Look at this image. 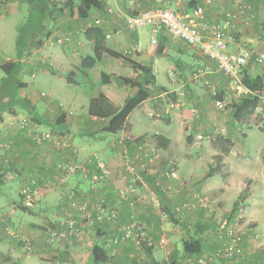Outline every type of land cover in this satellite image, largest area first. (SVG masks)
I'll list each match as a JSON object with an SVG mask.
<instances>
[{"label": "crops", "instance_id": "obj_1", "mask_svg": "<svg viewBox=\"0 0 264 264\" xmlns=\"http://www.w3.org/2000/svg\"><path fill=\"white\" fill-rule=\"evenodd\" d=\"M45 1L48 5L52 3H49L51 0ZM11 2L12 0H8L6 5L9 6ZM104 2V8L92 10L87 18L64 15L61 11L48 13L51 25L45 34L46 37L41 38L42 45L25 50V54H21V61L16 62L17 67H23V70L26 69V64L34 68H48L53 76L51 83L55 88L59 87L57 82L63 89H67L69 84L80 83L81 79L92 82L91 70L94 69L99 71L96 70L99 76L102 72L110 74V81L106 83L102 81L103 86L97 87L91 93L69 90L61 92L63 94L52 95L46 100L39 99L35 92L25 96L30 110L23 117H31L38 131L52 130L68 134L78 153L75 155L71 148L52 144L38 145L27 134L21 133L13 149L2 151L10 158L11 166L5 168L3 174L5 178L0 177V184H4V181H15L20 185L18 188L20 195L24 177L33 173L47 183L50 177L60 171L57 164L65 162L67 158H76L82 162L98 159L108 167L109 175L98 184L97 190L90 188L89 177L77 172L69 176L62 189H48L43 185L42 201L38 207L25 208L20 201L18 206L28 216L16 214L15 208L11 209L10 215H7L9 217L1 216L0 259L4 264H102L94 260V246L102 245L105 237L119 233L121 224L132 216L145 222L147 233L145 244H147L143 248L131 241L118 245L115 247V254L104 264H135V258L142 254L146 259L141 260L140 264H188L189 259L210 256L214 252L218 244L217 235L213 231L217 228L216 219L206 213V208L199 207L184 214L181 220L175 215L172 216V220H165L160 216L158 208L153 206L150 198L153 196L161 198L164 207L171 211L177 203L186 200L192 193L205 194L204 192L208 191L214 204H217L215 203L217 199L219 200V197L224 196L228 191L240 193L247 188V185H249L247 189L249 195L251 194L249 197H252L256 191L257 181L264 180V161L260 160L264 151V129H258L256 124L252 126V123L248 122L250 114L244 120L238 121L233 116L232 108L221 110L216 106L215 102L221 96L223 100L232 96L228 76L195 46L182 40H172L166 35L160 36L158 43H153L151 28L150 36L144 38L140 31L131 30L126 24L124 26L122 22L123 19L126 23L124 14L119 13L117 7L125 14H134L159 4L156 0H104ZM202 3H207V0H163V4L180 13L190 11ZM109 7L114 8V11L109 12L107 10ZM1 10L3 8L0 4ZM228 18L231 19L234 27L226 30L229 40L227 49L235 47L237 51L240 47H246L252 50L253 58L244 71L253 77L259 76L264 79V63L255 61L258 55L264 53V0H210L204 23L206 29H210L213 23L218 21L223 23ZM97 20L99 22H96ZM94 24L100 25L105 30L108 46L141 64L149 65L155 76V80L147 85L149 91L150 88L156 89L154 93L156 98L153 99L151 90L150 98L144 102V111L133 112L124 128L112 134L113 137L110 136L111 134H105L103 129L125 104L127 97L137 93L138 87H130L118 78L133 74L131 64L122 58L105 54L97 64L108 63L113 67L124 64L125 72H117L113 67H97L98 65L93 68L80 67L82 57L92 55L94 51V41L88 40L84 34L86 28ZM55 31L71 32L74 38L68 43L57 44ZM79 37L81 38L79 41L75 40ZM45 46H50L48 53L45 52ZM120 59L124 63L123 61L119 63ZM205 66L210 67L208 72L198 76L196 69ZM143 79L144 77L140 76L138 81ZM204 88H208V91ZM42 93L40 97H48L47 94ZM101 95L104 98H101ZM98 98L100 100L94 104L97 109L93 114L90 112L91 101ZM69 107H80L83 112L74 114L68 111ZM84 108L87 112H84ZM189 113H192L191 116L185 118ZM188 126L195 130L198 136H202V132L214 133V129H217L215 130L217 134L219 132L217 138L215 137V145H212L214 159L210 163L216 164L221 174L216 172L214 177L211 172L201 186L192 180L194 172L186 163L188 152L178 153L180 145L176 132L181 130L184 136L182 138L187 142V136H191L186 130ZM246 127L249 130H246ZM73 129H77L78 132ZM251 130H259L263 134L254 154L250 148L249 131ZM78 133L90 135L92 139H82L77 143L75 137ZM123 134H131L137 138V141H149L155 148V163L147 173L143 174L140 183L141 197L134 210L118 194L119 188L125 185V181L120 178L123 166L116 141ZM157 134L164 135L170 140L167 148L157 147L155 141ZM245 155H254V161L245 159ZM170 161L176 162L177 171L173 177L165 175ZM240 170L247 175H245L246 182H236L238 186L231 185L234 180L230 177L238 175L235 172ZM218 175L221 180L218 179ZM199 188L201 191H193ZM69 195H75L73 197L88 201L93 206L108 204L117 211V216L113 220H106L102 223V228L96 229L98 236L92 234L94 228L87 223L84 233L77 240L50 245L45 237L50 227L58 225L59 217H55L54 214L55 219L49 218L48 213L52 208L47 201L54 200L57 204L56 210ZM146 198H149V201ZM219 205L222 207L220 210L226 208L221 201ZM31 216L34 219L29 218ZM15 217L17 218L13 220ZM9 222L15 226L18 233L31 240V252H27L18 238L6 230V225H10ZM162 238L165 239L164 242H161ZM187 239L201 240L200 254H188L183 251V242ZM246 249L243 256L232 260L216 259L214 264H264L259 257L250 259L245 255Z\"/></svg>", "mask_w": 264, "mask_h": 264}, {"label": "built area", "instance_id": "obj_2", "mask_svg": "<svg viewBox=\"0 0 264 264\" xmlns=\"http://www.w3.org/2000/svg\"><path fill=\"white\" fill-rule=\"evenodd\" d=\"M156 1L159 4L134 14H125L119 7L116 9L119 13L124 14L129 29L139 31L145 25L150 26L153 43H158L159 37L166 35L172 40H182L191 46L199 48L211 61H214L218 68L228 76L232 92V96L228 99L215 102L217 108L225 109L228 106L229 99H233V97L240 99L242 97L256 96L259 98V103L253 112L264 114V92L250 89L242 80L244 69L253 58V51L246 47H240L237 51H229L227 49L229 40L226 30L234 27L231 19L228 18L223 23L220 21L215 22L207 30L204 23L210 0H207L208 4H198L185 13H180L172 7L163 4V0ZM107 10L113 12L114 8L109 7ZM96 22L99 21L97 20ZM54 34L57 36L55 40L57 44L68 43L74 36L71 32L59 33L55 31ZM255 61L264 63V53L258 55ZM49 64L52 65L53 63ZM209 68V66L198 67L196 69L197 75H204ZM42 94L46 95L44 92ZM21 133L27 134L38 145L47 146L52 144L57 147L71 148L75 155L78 153V149L68 134L53 132L52 130L38 131L35 129V123L31 117H12L2 122L0 126L1 178H5L3 175L5 174V168L11 166L10 158L2 151L13 149ZM116 145L119 146V154L123 166L120 178L125 181V185L119 188L118 193L123 201L130 207H134L136 201L140 199V183L143 174L147 173L155 163V148L149 141H137V138L131 134L120 135L117 138ZM57 166L60 171L50 177L47 183H44L43 179H39L33 173L22 179L20 198L21 203L25 207H34L35 203L41 200L43 185L48 186L49 184L51 188H56L65 184L69 176L77 172L84 173L95 182H99L109 175L108 167L98 159H89L87 162H82L72 158L58 163ZM95 167L98 170H94ZM176 171V162L170 161L165 175L173 177L176 175ZM150 200L153 206L159 209L160 216L165 220L170 218L171 212L182 217L191 210L209 206L208 197L199 192H194L186 200L177 203L171 211L164 207L161 198L153 196ZM95 207L88 201H81L77 197L69 195L68 199L57 207V214L59 215L58 225L48 229L46 242L54 245L62 241L75 239L81 235L87 223H102L104 220L109 221L117 216V211L114 208L106 207L105 204ZM6 230L18 238L27 252L32 251L30 239L17 231H13L8 224L6 225ZM143 235V228L132 216L127 223L120 227L119 233L105 237L102 245L108 250L109 256H113L116 252V246L126 241H134L139 244ZM217 235L222 245L216 250V256L230 260L242 254L243 251L240 246L242 235L229 225L227 219L219 222ZM164 241L165 239L162 238L161 242ZM211 260V256H200L195 259H189L188 264H210ZM0 264H4L1 259Z\"/></svg>", "mask_w": 264, "mask_h": 264}, {"label": "rangeland", "instance_id": "obj_3", "mask_svg": "<svg viewBox=\"0 0 264 264\" xmlns=\"http://www.w3.org/2000/svg\"><path fill=\"white\" fill-rule=\"evenodd\" d=\"M7 1L8 0H0V4L3 8V10L0 11V83H1V80L7 75L6 72L1 68V64L9 60L10 61L14 60L15 62L19 63L22 58L21 54H25V50H28L30 46L33 44V42L35 43L39 38H43V37L45 38L46 37L45 34L47 33L48 27H50L51 25V19L49 18L50 15L48 14L49 6L54 5L52 6L54 8L64 7L66 0H51L49 1V3L52 2L50 5H48V2L45 0L43 1L42 0L41 1L39 0H34V1L33 0H12L9 6L6 5ZM35 5L37 6L36 8H35ZM63 14L70 16L69 9L64 8ZM122 22L124 23V26L127 25L123 19H122ZM139 31L140 33H142V36L144 38H147L150 36V26L148 25L141 27ZM80 39H81L80 37L75 38V40L77 41H79ZM49 48L50 46H45L46 53H48ZM228 50L236 51L235 47H232L230 49L228 48ZM121 61L123 60L120 59L119 63H121ZM97 67H113V66L109 65L108 63H103V64L100 63L98 64ZM116 67L119 69H116ZM120 67H123V68H120ZM25 68L26 69L23 70V67H19L18 72L16 73V76L19 77L20 80L25 81L27 83L25 87H20L17 89L15 97L16 99H19V100L26 99L25 96L30 95L31 92H35V94L37 95V97H39V99L43 98L44 100H46L50 96L60 94L61 92H64V91H69V90L75 91L76 90L80 92L87 91L91 93V92H94L97 89V87L103 86L101 76H99V74H97L96 72L97 69L91 70V73L93 74V78H95V79L92 78L93 80L92 82L89 80L86 82L85 79L83 80L81 79L80 83L69 84L67 89H63L59 82H57L59 85L58 88H55L53 86V84L51 83L53 76L52 74L49 73L48 68H45V69L34 68L30 64L29 65L26 64ZM113 68H114L113 70H116L117 72H125L123 71L125 70L124 64H119V65L117 64V66ZM93 82H94V85H93ZM150 89L152 90L150 91L154 95L156 89H153V88H150ZM204 89L208 91V88H204ZM41 92L46 93L48 97H40ZM154 98H156V95L153 96V99ZM235 101L236 100L234 98L231 100L229 99L228 106L225 109H229V107L232 108L231 103ZM229 102L231 103L229 104ZM20 106H22L20 105V103H16L13 106L12 110L6 111L4 115V118H5L4 121L12 117H17V116L23 117L25 116L24 115L25 113L29 112L28 107L25 109H22ZM64 107L67 108L65 104H64ZM159 107H161V104L159 105ZM82 110L83 109H81L80 107H71V108L69 107L68 108V111H72L74 114L75 113L81 114L83 112ZM84 112H87L86 108H84ZM158 117L161 118V116H158ZM248 122L252 123V126L253 124H256V127L258 129L263 130L264 129V114L252 112L248 116ZM247 129L248 128L246 127V130ZM73 130L75 132H78L77 129H73ZM186 130H187V133L189 134L191 133L190 137H192L191 140H188L187 142H186V139L182 138L183 135L181 134V130L179 132H176L178 143L180 145L178 149V153L181 154L182 151L183 153L184 151L188 152L186 163L192 168V171L194 172L193 173L194 176L192 180L194 182H197L198 186H201L202 183L207 178H209L211 172H213L214 177L216 176L215 174L216 172L221 174L218 166H216V164L210 163V161L214 159V156L212 153L213 151L212 145H215L214 144L216 143L215 137L219 134V132L217 134V132H215V130L217 129H214V133H211L209 131L206 133L202 132L201 133L202 136H198L196 131L191 129L189 126L187 127ZM218 130L220 129L218 128ZM105 134L107 135L111 134L110 136L113 137L112 133L105 132ZM262 136L263 134L260 133L259 130L249 131V138L251 139L250 148L252 150V154H254V150L257 147ZM82 139L90 140L92 139V137L90 135L88 136L85 134L80 135L79 133L75 137V141L77 143L80 142V140ZM262 153H263V158L262 159L260 158V160L264 161V151ZM245 156H246L245 159L254 161V155L253 156L245 155ZM239 158L241 159V156H239ZM69 159L70 158H67L66 161ZM235 173H238V175H232L230 177L231 179L234 180L232 181L231 185L235 184V186H238L236 182H240V181L246 182V177H245L246 174L244 171L240 170L239 172H235ZM218 177H219L218 179L221 180L220 175H218ZM103 180H100L99 182H95L91 180L90 178L89 179L90 188L97 189L98 184L101 183ZM4 182H5L4 184H0V217L1 216L9 217L7 215H10L12 208L17 209L16 214H22V215L28 216V214H25V212H23V210L18 206L21 201L20 195L18 194V188L20 185H17L15 181H10V182L4 181ZM63 185L56 187V189H62ZM248 187L249 185H247V188H245L243 192L239 193L238 191L236 192L228 191L227 194L219 197V200L222 202V205L226 207L223 210H220L222 207L221 205H219L220 201L218 199H217V202H215L217 204H214V201H212L210 193H208V191L204 192L205 193L204 195L208 197L209 199V206H208L209 208L207 207L205 210L207 211L206 213H208L211 218H214L217 221V228L213 229L216 235H217V231L219 228V222L227 219L229 225L233 227L235 231H237L238 233L242 235V241H241L240 246L243 252L240 256L244 255L245 253L244 249L247 248L246 249L247 252L245 255H248L250 259L254 257L255 258L259 257L261 261H263L264 263V180L261 179V181H257L256 191L254 192V195L252 197H249L251 194L249 195V192L247 190ZM47 188L51 189L49 184ZM193 191H201V190L199 188ZM72 196H75V195H72ZM140 197H141V192H140ZM146 199H148L149 201V198H146ZM41 201L42 199L39 200L37 203H35V206L38 207ZM137 202L138 200L136 201L134 207H131L132 210L136 208ZM47 203H50L49 205H51V208H52V210L49 211L48 213L49 218L53 220L55 219V217H59V215L57 214V209L55 210V207H56L55 205H57L56 202L52 200V201H47ZM236 205H239L238 212L233 214V210ZM105 206L111 208L110 206H108V204H105ZM29 208H34V207H29ZM54 214H55V217L53 216ZM173 215L179 217L180 220L183 219V216L181 217L175 213ZM173 215L171 214L169 218L170 220H172ZM16 218L17 217L13 218V220H15ZM29 218L34 219L32 218V216ZM134 218L138 221V224L143 228L144 235L139 244H137L134 241H131V242H134L136 246L143 248L147 244V243L145 244V238L147 234L145 231L146 225H145V222L141 220L140 218L138 217H134ZM110 220H113V219H110ZM105 221L106 220H104L102 223H104ZM128 221L123 222V223L125 224ZM102 223L90 224L91 228H94L92 231L93 235L98 236L97 230L98 228H102ZM9 224L12 226V230L16 231V229L14 228L15 226L12 225L11 222H9ZM122 225L123 224H121V227ZM86 226L84 227V229L86 228ZM50 228H53V227H50ZM84 229L81 235L84 233ZM1 235H2V232L0 230V237ZM77 239L78 237L72 240H68V241H74ZM45 240H46V237H45ZM217 240H218V244L216 245L214 252L210 254L212 258V260L210 261V264H214L216 262L214 260L216 259L225 260L215 255L218 247L222 245V242L219 241L218 237H217ZM62 242H67V241H62ZM128 242L129 241H126V242H123L122 244L128 243ZM144 258L146 259L144 254H142V256L139 255L135 258L134 263L140 264L142 262L141 260H143Z\"/></svg>", "mask_w": 264, "mask_h": 264}, {"label": "trees", "instance_id": "obj_4", "mask_svg": "<svg viewBox=\"0 0 264 264\" xmlns=\"http://www.w3.org/2000/svg\"><path fill=\"white\" fill-rule=\"evenodd\" d=\"M52 6L54 5L50 6L49 14L59 11L63 12L64 8H67L70 11V15L79 18H87L92 10L104 8L105 2L104 0H66L64 7L54 8ZM84 34L88 40L94 41L95 46L92 55H85L82 57L80 65L81 68L96 67L98 65L97 63L105 54H107L116 58H122L126 62L130 63L133 69L132 75L118 77L126 85H129L130 87H138V91L135 95L127 97L125 104L114 114L112 119L104 127L103 130L106 133L114 134L124 128L133 112L136 110L144 111V102L150 98V91L147 84L152 83L155 80V76L153 75L152 67L149 65L141 64L120 51L108 46L105 30L100 25L94 24L86 28ZM42 42L43 40L39 38L35 43L33 42L30 48L33 49L35 47H39L42 45ZM1 68L7 75L0 83V126L5 119V112L12 110L16 103H20V105H22L20 106L22 109L27 107L29 109L27 99L19 100L15 97L17 89L26 86V83L16 76L19 68L17 67V63L15 61H5L1 64ZM140 76L142 78L144 77L142 81H138ZM101 77L102 81L105 83L109 82L111 78L110 74H107L106 72H102ZM242 80L243 83L252 90H264V79L259 76L253 77L248 72L244 71ZM222 97L223 96H221L218 100H222ZM101 98H104V96L101 95ZM99 100L100 99L98 98L91 101V113L94 114V112H96L95 109H97V107L94 104ZM258 103L259 98L256 96L242 97L238 99V101L232 102L231 106L234 112V118L238 121L244 120L246 116L254 111ZM191 114L192 113L186 114L185 118H189ZM191 138L192 137L188 136V140H191ZM155 141L157 147L161 148H167L170 143V140L161 134L155 135ZM94 170L98 169L95 167ZM238 207L239 205L234 207L233 214L238 212ZM171 214L173 215L174 213L171 212ZM201 244L200 239H187L183 242V251L188 254H200L202 251ZM93 257L95 262L104 264L109 257L112 256H109L108 250L103 245L96 244L93 248Z\"/></svg>", "mask_w": 264, "mask_h": 264}]
</instances>
